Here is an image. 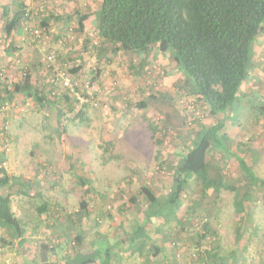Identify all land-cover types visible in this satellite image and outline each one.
<instances>
[{"label":"rangeland","instance_id":"rangeland-1","mask_svg":"<svg viewBox=\"0 0 264 264\" xmlns=\"http://www.w3.org/2000/svg\"><path fill=\"white\" fill-rule=\"evenodd\" d=\"M20 1L27 23L14 35L3 36L1 6L9 5L12 18ZM97 3L98 0H0V46L8 48L11 40L17 47L10 59L0 55V94L6 86L12 89L13 84L23 83L28 75L33 85L51 86L58 100L62 101L64 94L77 100L74 111L65 115L69 118L58 126L60 134L54 131L57 126L53 108L40 107L23 94H15L11 102L4 100L0 106L3 166L10 173L37 181L35 192L12 198V209L26 220L24 235L31 241L24 239L19 245L4 234L0 240V264H27L31 257L39 258L38 252L48 259L85 252L98 239L96 231L109 238L121 235L133 218L142 219L146 203L138 196L140 187L146 185L157 195L165 194L171 177L160 163L177 159L190 145L196 130L214 122L190 88L179 89L183 79L174 72L168 56L153 54V60L139 70L142 55L114 52L104 45L91 14L85 22V34L77 31L76 19L65 24L50 18L48 29L41 26L50 14L66 17L75 9L89 13ZM85 36L89 40L84 50ZM101 47L103 50H99ZM253 48L255 78L246 80L237 96L254 91L264 96V33L257 37ZM46 52L55 60L42 64ZM79 63L81 67L75 73L69 71ZM65 75L73 78L72 87L61 85ZM152 94L157 97L151 99ZM139 101H145L146 107H136ZM79 109L81 118H76ZM237 110V122L225 128L229 152L211 157L213 162L219 158L228 188L218 192L211 188L201 195V185L190 182L179 215L194 197H199L195 219L181 217L182 229L171 230L169 235L173 229L170 224L161 220L147 224L151 237L162 242L166 255L151 256L149 261L139 258L137 264H194V234L204 218L211 222L217 239L209 236L201 241V249L219 243L223 253L236 252L241 264H264V119L254 116L249 108L237 105ZM235 156L245 158L257 177L255 185H249L243 177ZM233 187L249 188V217L233 211ZM132 196L138 201L135 206L130 203ZM43 202L47 211L38 214L36 207ZM83 204L87 205L84 209ZM241 224L244 231L236 237ZM56 238L63 242L53 250ZM167 254L171 257L167 258ZM127 263L132 264L131 257H127ZM226 264L235 263L229 259Z\"/></svg>","mask_w":264,"mask_h":264},{"label":"trees","instance_id":"trees-1","mask_svg":"<svg viewBox=\"0 0 264 264\" xmlns=\"http://www.w3.org/2000/svg\"><path fill=\"white\" fill-rule=\"evenodd\" d=\"M17 5V11L12 18L9 17V6L4 5L1 8L5 34L3 36L14 35L27 23L23 2L20 1ZM90 14L93 16L97 36L104 45L112 48L114 52L142 55L139 70H143L153 60V54L171 58L174 72L180 73L183 79L179 89L190 88L193 95L204 104L207 112L214 117V122L203 124L196 130L190 145L185 147L177 159L160 163V167L166 168L171 177L165 194L157 195L146 185L140 187L138 196L146 203L142 219L133 218L128 229L113 238L96 231L98 239L85 252L77 251L72 256H56L47 261L34 257L30 264H128L127 257L132 258V264H137L139 258L149 261L151 256H164L166 252L162 242L151 237L147 224L158 220L170 224L173 229L168 231L169 235L171 230L182 229L179 227L182 223L181 217L184 220H194L195 211L199 209V197H194L186 206L183 215H179L184 193L190 182L201 185V195H206L211 188L215 192L228 188L225 172L218 164L219 158L213 162L211 157L221 152H229L225 128L237 122V105L243 109L249 108L254 116L264 119V96L261 92H243L237 96L238 88L246 80L255 78L252 72L257 64L253 45L257 37L264 33V0H98L95 9L89 13H81L75 9L66 17L50 14L42 20L41 26L48 29L50 18L65 24L76 19L77 31L85 34V22ZM88 40L89 37L85 36L84 50ZM80 67L81 63L69 71L75 73ZM139 70H136L138 74ZM50 87L33 85L26 75L23 83L13 84L12 89L7 86L4 88L0 94V106L4 100L11 102L15 94H23L40 107L55 110L57 127L54 131L60 134L58 126L69 118L65 115L74 111L77 100L73 101L70 94H64L60 101L53 95ZM149 96L151 99L157 97L154 94ZM241 97L244 99L240 101ZM136 107L145 108L146 102L139 101ZM81 113L82 109H79L75 117L81 118ZM65 129L63 125L62 131ZM237 149L239 151V147ZM4 155L1 151L0 232L3 235L0 240L6 234L12 241L24 235L27 224L24 218L13 211L12 198L29 196L30 192H35L37 181L8 172L3 166ZM236 163L243 177L249 180V185H255L257 177L245 158L236 157ZM248 189L233 187L232 198L233 211L244 213L247 217L252 212L249 208L251 194ZM130 203L133 206L138 203L136 196H132ZM86 206L83 204L82 208ZM36 209L38 214L47 211L46 202L38 205ZM243 231L241 224L236 237ZM216 235L211 222L204 218L194 234V264H226L229 259L235 264H241L236 252L231 250L227 254L223 253L224 249L219 243L208 249H201V241ZM62 242L56 238L51 247L54 250ZM168 257L171 255L167 254Z\"/></svg>","mask_w":264,"mask_h":264},{"label":"crops","instance_id":"crops-1","mask_svg":"<svg viewBox=\"0 0 264 264\" xmlns=\"http://www.w3.org/2000/svg\"><path fill=\"white\" fill-rule=\"evenodd\" d=\"M2 6H4V5H2ZM2 6H1V8H2ZM5 6H9V5L6 4ZM3 23H4V21H3ZM3 26H4V24H3ZM8 46H9L8 48H6V47L4 48V47H1L0 46V55H1V57H5L6 56V58H9L10 59V57H13V54L12 53H13V51H15V49H17V47H13L12 46L11 40H9V45ZM28 237L29 236H27V234H26V235L22 236L21 238H19L16 241L20 245L24 239H28V243H29L31 240H29ZM37 254L39 255V258L38 259L40 261H47L48 260V257L47 256L45 257V255H43V253L38 252ZM33 258H34V256L30 258V260L27 262V264H30L31 261L33 260Z\"/></svg>","mask_w":264,"mask_h":264},{"label":"built area","instance_id":"built-area-1","mask_svg":"<svg viewBox=\"0 0 264 264\" xmlns=\"http://www.w3.org/2000/svg\"><path fill=\"white\" fill-rule=\"evenodd\" d=\"M41 1V0H40ZM36 35H39V31L38 30H35L34 31ZM55 60V57L53 56V54L49 53V52H46L45 55H43V62L42 64H46V63H51ZM73 78L72 77H69L67 75H65L64 77H62L61 79V85L65 88H69V87H72L73 83ZM7 261V260H6ZM6 264H10L8 262H6Z\"/></svg>","mask_w":264,"mask_h":264}]
</instances>
